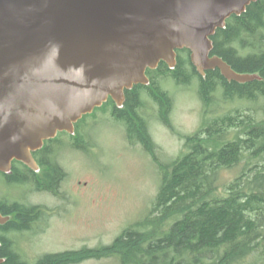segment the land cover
<instances>
[{
    "label": "trees",
    "instance_id": "trees-1",
    "mask_svg": "<svg viewBox=\"0 0 264 264\" xmlns=\"http://www.w3.org/2000/svg\"><path fill=\"white\" fill-rule=\"evenodd\" d=\"M212 39L213 55L223 57L239 72L258 73L261 79L230 82L219 69L208 70L203 76L192 63L190 50L180 49L175 68L162 61L157 69H148L150 83L127 90L123 107L110 98L100 108L111 107L112 115L125 124L129 141L141 143L156 159V144L141 110L147 93L158 105L161 119L169 123L173 99L161 78L183 86L198 80L205 118L202 127L187 137V151L160 164L159 191L145 217L127 227L107 247L92 253L84 249L48 254L39 264H69L71 259L98 256L96 251H109L122 264H264V0L253 2L241 15H232ZM232 102L248 106L213 116L214 105ZM90 115L76 124L75 134L60 132L34 154H57L56 143L63 136L72 137L78 148L88 144L80 126ZM244 159L251 167L222 191L221 172ZM47 161L41 173L27 166L23 170L14 161V174L4 175V179L12 186L33 181L38 190L56 192L65 170L56 163V157ZM17 168L22 175L15 176ZM0 207L5 215L17 212L19 220L0 226L2 233L26 228L38 209L9 200L0 201ZM0 239L5 243L0 256L8 257L6 264H25L11 246L13 238Z\"/></svg>",
    "mask_w": 264,
    "mask_h": 264
},
{
    "label": "water",
    "instance_id": "water-1",
    "mask_svg": "<svg viewBox=\"0 0 264 264\" xmlns=\"http://www.w3.org/2000/svg\"><path fill=\"white\" fill-rule=\"evenodd\" d=\"M258 0H0V170L34 153L112 98L148 85V69L189 49L198 72L261 79L212 54V36ZM10 216L0 212V223ZM4 259L0 258V264Z\"/></svg>",
    "mask_w": 264,
    "mask_h": 264
},
{
    "label": "rangeland",
    "instance_id": "rangeland-1",
    "mask_svg": "<svg viewBox=\"0 0 264 264\" xmlns=\"http://www.w3.org/2000/svg\"><path fill=\"white\" fill-rule=\"evenodd\" d=\"M160 80L173 99L169 123L161 119L158 105L147 93L141 110L156 144L157 159L141 143L132 144L125 124L112 115L111 107H105L89 114L80 126L88 144L78 148L70 136H63L56 143V159L65 170L57 186L58 194L38 191L31 184L8 185L0 179V200L19 199L46 210L34 229L12 235L24 259L35 264L48 254L83 248L90 253L100 250L151 211L161 183L160 164L169 163L187 151V137L202 127L205 118L198 80L184 86L172 79ZM237 106L248 104L214 105L213 116L231 113ZM252 112L256 113L254 109ZM250 167L248 159H244L224 169L220 189L224 191L226 185ZM95 254L98 256L71 259L68 263L122 264L109 251Z\"/></svg>",
    "mask_w": 264,
    "mask_h": 264
},
{
    "label": "flooded vegetation",
    "instance_id": "flooded-vegetation-1",
    "mask_svg": "<svg viewBox=\"0 0 264 264\" xmlns=\"http://www.w3.org/2000/svg\"><path fill=\"white\" fill-rule=\"evenodd\" d=\"M34 157H35V159H36V161H37V163H38V165H39V170H34V169H32V168H30L28 165H26L25 163H23V162H21V161H17V160H15V161H17L18 163H19V166H21L20 168H23V170H24V166H27V167H29L31 170H34L35 172H37V173H41L42 172V164L43 163H47V162H50V161H47V160H49V159H51V157H57V154L55 153V152H48V153H46V154H43L42 156H40V157H37L35 154H34ZM14 163V162H13ZM56 163L58 164V165H60L61 166V164L59 163V161H57V159H56ZM13 165L14 164H12V168H11V171L10 172H3V171H1L0 170V179H3L4 181H5V179H4V175H8V176H10V175H13L14 174V171H13ZM3 174V175H2ZM17 175H22L21 173H20V171L18 170V168L17 169H15V176H17ZM2 177V178H1ZM6 182V181H5ZM60 183H61V179H59V182L57 183V186L59 187L60 186ZM29 184H31L35 189H36V187H35V185H36V183L35 182H33V181H28L27 183H24V184H18V183H15V186L16 187H19V186H23V185H29ZM36 190H38V189H36ZM38 191H48V192H52V191H50V190H47V189H44V190H38ZM53 193H55V194H58L57 192H53ZM4 200H8V199H2V200H0V201H4ZM10 201V200H9ZM22 202L23 204H27L28 206H34V207H36V208H38V209H36V210H34L33 211V218H32V220L28 223V226L26 227V228H23V229H21V230H15V231H5V232H0V237H7V238H9L10 239V237L11 238H13V241H14V243H11V246H12V248H14V251H15V253L19 256V258H22V260H24L23 262L25 263V264H31L28 260H26V259H24L23 258V256H22V254L20 253V251H18V249H17V241H16V239H14V237H12V235H19V234H21V233H24V232H27V231H30V230H32V229H34L35 228V225L37 224V221H39L40 219H42L45 215H46V210L44 209V207H42L41 205H38V204H31V203H27V202H24V201H21V200H19V199H15V202ZM0 212L3 214V215H5L4 213H3V211H2V209H1V207H0ZM17 212H15V213H11V214H7V215H5V216H10V220L9 221H7L6 223H0V226H5V225H7L9 222H19V220H18V218H17ZM3 239V238H2ZM5 245V243H4V241L3 240H1L0 239V251H1V248L3 247ZM81 250H84V248L83 249H81ZM81 250H79V251H81ZM75 251H77L78 252V250H73V251H71V252H75ZM68 252H70V251H68ZM65 253V252H64ZM0 258H2V259H4V261L1 263V264H6V262H7V260H8V257L7 256H0ZM40 263V260L39 261H37L35 264H39Z\"/></svg>",
    "mask_w": 264,
    "mask_h": 264
}]
</instances>
